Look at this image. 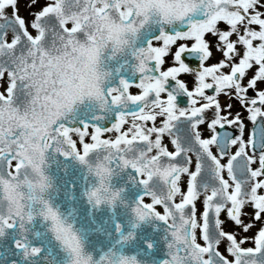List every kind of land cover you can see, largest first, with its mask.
<instances>
[{
    "label": "snow or ice",
    "instance_id": "snow-or-ice-1",
    "mask_svg": "<svg viewBox=\"0 0 264 264\" xmlns=\"http://www.w3.org/2000/svg\"><path fill=\"white\" fill-rule=\"evenodd\" d=\"M0 264H264V0H0Z\"/></svg>",
    "mask_w": 264,
    "mask_h": 264
}]
</instances>
